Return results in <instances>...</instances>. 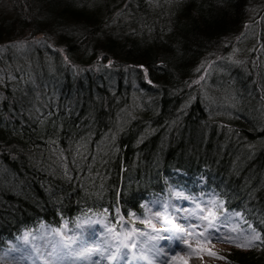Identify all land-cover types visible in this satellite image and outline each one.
Instances as JSON below:
<instances>
[{
	"label": "trees",
	"instance_id": "1",
	"mask_svg": "<svg viewBox=\"0 0 264 264\" xmlns=\"http://www.w3.org/2000/svg\"><path fill=\"white\" fill-rule=\"evenodd\" d=\"M173 191L258 232L219 264H264V0H0V253Z\"/></svg>",
	"mask_w": 264,
	"mask_h": 264
},
{
	"label": "rangeland",
	"instance_id": "2",
	"mask_svg": "<svg viewBox=\"0 0 264 264\" xmlns=\"http://www.w3.org/2000/svg\"><path fill=\"white\" fill-rule=\"evenodd\" d=\"M248 28L237 38L246 39V46L252 48L259 42L253 39V25ZM144 206V214L133 216L132 221L119 215L112 222L94 213L71 225L64 222L41 226L39 232L25 231L1 251L0 264H103L94 260V253H104V239L110 244L105 251L110 264H219L223 253L246 248L258 237L236 211H224L222 200L212 192L188 195L173 191L163 202L154 198ZM176 227L185 232H176ZM161 234L170 239L160 242L159 254L154 256L150 251Z\"/></svg>",
	"mask_w": 264,
	"mask_h": 264
},
{
	"label": "bare ground",
	"instance_id": "3",
	"mask_svg": "<svg viewBox=\"0 0 264 264\" xmlns=\"http://www.w3.org/2000/svg\"><path fill=\"white\" fill-rule=\"evenodd\" d=\"M237 212H239V213H241L240 212V210H238ZM162 235V234H161ZM160 235V236H161ZM159 236V235H158ZM162 236H166L165 234H163ZM158 239V238H157ZM168 239H170V237H168ZM160 242L162 243H164L165 242V240H161V239H158V240H156V242H155V246H154V251L152 250V251H150V254H152V255H156V253H158V247H160ZM102 243H103V254H99V256H98V254L97 253H94V260L95 261H97V263L98 262H100V260H102L103 261V264H110V260L108 259V253H105V251L107 252V250H108V248H109V246H110V244L106 241V239H104L103 241H102ZM101 244V243H100ZM168 249V248H167ZM159 254V253H158ZM98 257V258H97ZM97 258V259H96ZM135 261V260H134ZM112 263V262H111ZM131 263L132 264H141L142 262H139V261H135V262H133V261H131ZM128 264V263H127Z\"/></svg>",
	"mask_w": 264,
	"mask_h": 264
},
{
	"label": "snow or ice",
	"instance_id": "4",
	"mask_svg": "<svg viewBox=\"0 0 264 264\" xmlns=\"http://www.w3.org/2000/svg\"><path fill=\"white\" fill-rule=\"evenodd\" d=\"M204 219L207 220L208 217H204ZM163 231H168V230H163ZM175 231H176V232L183 233V232H185V229L182 228V227H176V228H175ZM157 238H158V239H161V240H165V242H167V239H168L167 237L162 236V235H161V236H158ZM255 239H256V240H259L260 237H255ZM249 243L251 244V242H249Z\"/></svg>",
	"mask_w": 264,
	"mask_h": 264
}]
</instances>
